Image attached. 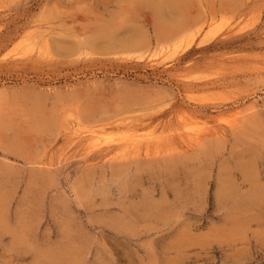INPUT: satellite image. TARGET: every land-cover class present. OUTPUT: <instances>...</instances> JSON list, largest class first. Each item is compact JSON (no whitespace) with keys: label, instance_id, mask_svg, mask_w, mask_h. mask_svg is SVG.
<instances>
[{"label":"rangeland","instance_id":"obj_1","mask_svg":"<svg viewBox=\"0 0 264 264\" xmlns=\"http://www.w3.org/2000/svg\"><path fill=\"white\" fill-rule=\"evenodd\" d=\"M147 1L0 0V264H226L150 228L224 220L264 264V0Z\"/></svg>","mask_w":264,"mask_h":264},{"label":"crops","instance_id":"obj_2","mask_svg":"<svg viewBox=\"0 0 264 264\" xmlns=\"http://www.w3.org/2000/svg\"><path fill=\"white\" fill-rule=\"evenodd\" d=\"M11 177V172L6 166L0 164V178L6 179ZM10 188H7L0 182V223L3 225V231H0V242H5L8 234L11 233V213L10 202L11 192ZM261 226H264V213L259 217ZM154 227L153 235L158 234L161 238H155L159 243H162L164 252H167L172 246L177 248L180 253L189 252H203L222 250L225 253L226 264H246L249 262L250 254L252 252L253 240L245 238V245L236 250L235 247V235L233 234L234 226L230 224L229 220H224L219 223L211 224L207 229H199L197 225L192 223L170 225V224H151L150 228ZM152 231V229H151ZM221 231V234L219 233ZM264 245V238H257L254 240ZM155 242V241H154ZM58 245V242H53ZM64 249L70 247L71 242H63ZM255 243V242H254ZM251 244V245H249ZM53 250L54 246H53ZM237 253L241 257H237Z\"/></svg>","mask_w":264,"mask_h":264},{"label":"bare ground","instance_id":"obj_3","mask_svg":"<svg viewBox=\"0 0 264 264\" xmlns=\"http://www.w3.org/2000/svg\"><path fill=\"white\" fill-rule=\"evenodd\" d=\"M179 1H180V0H163V3H165V2L168 3V4L170 3V5H172L173 9L176 10L175 8H178V6L181 5V4H179ZM155 2H156L155 0H148V1L146 2V4H147V5H154V6H156L158 9H161V6H162V5L160 6L159 4H155ZM181 2H182V0H181ZM184 4H185V3H184ZM165 5H167V4H165ZM165 5L163 6V9L166 7ZM170 5H169V7H171ZM154 6H153V7H154ZM174 7H175V8H174ZM181 8H182V5H181L180 9H181ZM154 9H155V8H154ZM180 9H179V10H180ZM181 10H183V8H182ZM176 11H178V10H176ZM178 12H179V11H178ZM179 13H182V11H180ZM179 13H178V14H179ZM183 14H184V13H183ZM179 15H180V17H181L182 14H179ZM183 16H184V15H183ZM185 16H186V15H185ZM185 16H184V17H185ZM178 18H179V17H178ZM189 23H190V22H189ZM179 24H182V23L179 22ZM183 25H185V24L183 23ZM178 26H179V25H178ZM180 27H182V26H180ZM165 28H166V27H165ZM182 29H183V27H182ZM170 30H171V29H170ZM164 31H165V30H164ZM172 33H173V32H172ZM167 35H168V34H167ZM159 39H160V38H159ZM141 43H142V42H141Z\"/></svg>","mask_w":264,"mask_h":264}]
</instances>
